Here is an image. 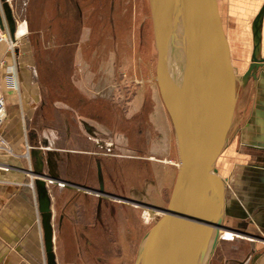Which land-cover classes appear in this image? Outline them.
Listing matches in <instances>:
<instances>
[{"label": "crops", "instance_id": "obj_1", "mask_svg": "<svg viewBox=\"0 0 264 264\" xmlns=\"http://www.w3.org/2000/svg\"><path fill=\"white\" fill-rule=\"evenodd\" d=\"M85 5H89L87 0L44 1L36 40L43 66L30 73V56L24 51L20 60L27 67L21 70L20 98L4 95L7 116L0 135L20 141L15 151H23L24 143V166L18 161L20 178L0 175V264H46L34 168L46 176L53 242L55 233L67 235L69 240L60 245L73 252L81 244L76 235L125 233L119 203L144 206L140 203L146 201L141 198L140 169L142 165L149 170L157 167L151 158L157 155L158 138L163 137L165 145L172 141L171 120L156 83H126L123 58L110 62L103 50L79 49L80 43L71 44L62 31L73 21L66 11H78L81 23L83 14L91 9ZM45 25L58 26L64 35L55 31L41 35ZM262 39L261 58L264 24ZM5 47L0 41V60ZM163 170L164 187L170 195L173 170L166 164ZM253 176L246 164L235 170L224 207L226 210L227 204L229 219L237 222L233 225L247 217L255 222L264 218V188L256 180L254 183Z\"/></svg>", "mask_w": 264, "mask_h": 264}, {"label": "rangeland", "instance_id": "obj_2", "mask_svg": "<svg viewBox=\"0 0 264 264\" xmlns=\"http://www.w3.org/2000/svg\"><path fill=\"white\" fill-rule=\"evenodd\" d=\"M7 1L15 23L19 27L17 29L18 36L14 35V39H10L7 31L0 30V41L6 43L5 54L0 60V97L3 101L5 94H15L17 100L20 98L21 89H23L21 88V70L27 67L25 66L27 62L24 60L22 63L20 60L21 56H24V51L28 52L30 56V73H33L38 65L43 66L38 60L37 52L40 49L36 40L39 33L38 27L42 23L40 19H42V7L45 0ZM206 1L209 6L213 7L210 13L217 19L214 21L215 33L224 43L228 62H230V46L234 43L237 32H239L237 31L238 26H236V12L233 10L236 5L235 0ZM255 1L257 2V0H247V5L250 6V3L253 5ZM87 2L89 5L85 6L91 7V9L83 14L81 23L78 11L74 8L66 11L73 20L72 26L61 29L65 31L66 37L69 36L71 44L76 41L77 45L80 43L79 49L87 51L103 50L108 53L110 62L113 60L120 62L123 58L126 68V83L133 84L136 80L137 82H155L161 98L156 79L157 51L149 1L87 0ZM46 25L41 26V30L43 28V31H40L41 35L51 34L53 31L58 35L59 33L64 35L58 26ZM245 48L248 51L247 46ZM247 51L243 53L242 60L236 61L235 65L238 66L240 62H243L245 66L248 65ZM262 58L264 59V52ZM149 72L151 77L147 78ZM239 75L241 72L238 73ZM262 81L263 79L258 81L261 86ZM237 82H233L231 91L230 115L228 114L224 137L226 145L223 143L220 155L216 159L217 162L214 163V167L224 183L226 197L232 188L231 183L235 177V170L245 164L249 166L254 175V183L257 181L264 188V87L259 89L257 82L251 77L243 83ZM6 116L7 114H5ZM0 139L3 140L2 148H0V162L15 165L20 161L19 163L24 166V143L23 151L19 149L15 151L14 146L17 143L20 145L19 140H13L12 143L3 135H0ZM157 146V155L151 158V162H155L157 167L155 169L152 167L149 170L145 165H142L140 175H138L142 180L141 198L149 202H140L144 206L124 201L119 203L120 210H123L121 212L124 216L125 228L123 230L125 233L119 235H76V239L81 244L80 249L73 252L63 250L64 245H60V241L61 243H64L65 240L68 241L69 236L55 233L54 251H56V260L59 264H134L144 235L160 218L159 211L145 206L166 208L170 197L164 187L163 165L166 164L168 169L172 167L173 183L177 171L178 158L174 133L170 145H165L162 137L158 138ZM137 174H134L135 177ZM91 213L90 209L89 214L91 215ZM259 213H262V210L258 211ZM147 215L148 218L145 219ZM229 217L226 204L214 254L208 258L205 264H260V260L264 259V218L255 222L251 217H247L238 221L241 224L233 225L235 221ZM87 220L90 222L91 218ZM121 220L122 215L119 217V223ZM54 224L56 225V221ZM85 240L88 241L86 244ZM255 246L258 247L255 248Z\"/></svg>", "mask_w": 264, "mask_h": 264}, {"label": "water", "instance_id": "obj_3", "mask_svg": "<svg viewBox=\"0 0 264 264\" xmlns=\"http://www.w3.org/2000/svg\"><path fill=\"white\" fill-rule=\"evenodd\" d=\"M148 1L157 51L156 79L171 120L179 166L166 208L145 206L163 215L144 235L143 256L147 258L152 248V264H195L208 232H214L215 243L222 228L224 183L213 165L223 146L235 75L225 45L215 33L213 7L206 0ZM263 14L264 4L252 22L255 42L260 39L258 25ZM4 21L14 39L11 8L7 0H0L1 29ZM252 60L257 61L254 52ZM32 175L46 264H57L46 176L40 168H34ZM210 190L215 193L209 212L212 217L206 213Z\"/></svg>", "mask_w": 264, "mask_h": 264}, {"label": "bare ground", "instance_id": "obj_4", "mask_svg": "<svg viewBox=\"0 0 264 264\" xmlns=\"http://www.w3.org/2000/svg\"><path fill=\"white\" fill-rule=\"evenodd\" d=\"M235 4L236 5L233 8V10L236 12V16H237L236 17V19H237L236 26H238L237 31H239V32H237L236 39H235L234 43L230 46V52H229V56L231 57V60H230V62H228V65H229L232 73L235 75V80L231 81V85L233 84L234 81H238L237 83H243L247 78L251 77L252 79H254L257 82L258 88L262 89V87H264V70H263L264 69V59L261 58V52H262V44H263L262 43V40H263L262 39V29H263V24H264V14H263L261 22L258 25L259 36H260V39L258 42H255L253 40L252 22H253L255 16L258 14L259 10L261 9L262 5L264 4V0H257V2L256 1L253 2V5L250 3V6L247 5L248 4L247 0H235ZM248 6H249V8H248ZM162 8H163V6L160 3L158 5V9L161 12V15H162L161 17L164 19L165 14L162 12ZM247 28H248V30H247ZM0 30H2V31L7 30V32H8L7 25L5 24L4 28L3 29L0 28ZM8 34H9V32H8ZM161 36H162V38L164 37L163 36V28L161 29ZM249 40H250V42H249ZM154 43H155V40H154ZM249 45H250V49H249ZM245 46H247L248 51L246 50ZM155 47H156V45H155ZM245 51H247L248 58H249L248 65L245 66L243 62H240V64L238 66L235 65L236 61L242 60V56H243V53H245ZM253 52L255 55V59L257 61L252 60V53ZM260 60H262L263 62L260 63ZM251 63H253L254 65H253L251 71L246 74L248 67ZM256 64H261V65L258 66ZM240 72H241V75L238 76V73H240ZM261 79H263L262 86L258 84V81ZM231 96H232V94H231ZM228 106H229V100H228ZM5 110H6V108H5ZM226 126H227V124H226ZM223 143H224V140H223ZM177 158H178V154H177ZM178 166H179V160H177V169H178ZM213 168H215L214 165H213ZM20 169H21V167H20L18 162L15 165L12 163H2V166L0 167V175L8 177V178H10L9 176L20 178L22 176V171H18ZM217 175L219 176L218 172H217ZM214 194H215L214 190H210V193L208 195L207 202H206V213L210 212V209L212 206L211 205L212 200L214 198ZM224 201H225V188H224ZM224 206L225 205H223V214H224ZM159 213H160V217H161L163 215V213H161V212H159ZM209 215H211V214L209 213ZM210 217H212V215ZM147 218H148V215L145 216V219H147ZM220 221L222 222V219ZM218 236H219V231H218ZM213 241H214V232L209 231L206 238L201 243V246L199 247L200 249H198V251L196 253L198 259L196 260L195 264H205L206 261L208 260V258L214 254L216 241H215V243H213ZM145 243H146V238L144 236L143 240L141 241V245L139 246L137 257H136L134 264H152V248L150 249V253H149L147 258H145L143 256ZM54 253H55V251H54ZM55 257H56V254H55Z\"/></svg>", "mask_w": 264, "mask_h": 264}, {"label": "built area", "instance_id": "obj_5", "mask_svg": "<svg viewBox=\"0 0 264 264\" xmlns=\"http://www.w3.org/2000/svg\"><path fill=\"white\" fill-rule=\"evenodd\" d=\"M5 114H6L5 104H4L3 99L0 97V127L4 121ZM2 144H3V140L0 139V148H2V146H1ZM1 166H2V163L0 162V167Z\"/></svg>", "mask_w": 264, "mask_h": 264}]
</instances>
